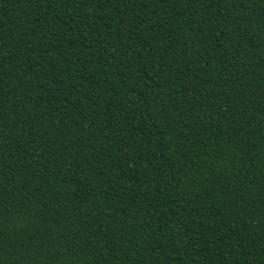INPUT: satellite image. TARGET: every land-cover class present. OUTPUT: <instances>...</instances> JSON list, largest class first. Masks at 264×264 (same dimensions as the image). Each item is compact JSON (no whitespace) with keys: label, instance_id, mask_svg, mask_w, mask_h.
Listing matches in <instances>:
<instances>
[{"label":"trees","instance_id":"trees-1","mask_svg":"<svg viewBox=\"0 0 264 264\" xmlns=\"http://www.w3.org/2000/svg\"><path fill=\"white\" fill-rule=\"evenodd\" d=\"M0 264H264V0H0Z\"/></svg>","mask_w":264,"mask_h":264}]
</instances>
